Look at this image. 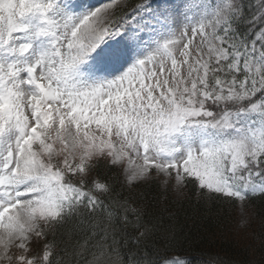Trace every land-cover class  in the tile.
Returning a JSON list of instances; mask_svg holds the SVG:
<instances>
[{"label":"snow or ice","instance_id":"1","mask_svg":"<svg viewBox=\"0 0 264 264\" xmlns=\"http://www.w3.org/2000/svg\"><path fill=\"white\" fill-rule=\"evenodd\" d=\"M100 159L264 198V0H0V264H190Z\"/></svg>","mask_w":264,"mask_h":264},{"label":"trees","instance_id":"2","mask_svg":"<svg viewBox=\"0 0 264 264\" xmlns=\"http://www.w3.org/2000/svg\"><path fill=\"white\" fill-rule=\"evenodd\" d=\"M95 164L92 170L97 181L114 185L129 206L155 226L157 236L175 241L169 256L187 259L190 264H264V198L249 199L256 219L254 238L251 244L241 245L242 240H237L229 227L231 220H235V201L206 198L191 183L186 185L187 193L182 200L162 191L154 180L129 188L117 169L103 160Z\"/></svg>","mask_w":264,"mask_h":264},{"label":"rangeland","instance_id":"3","mask_svg":"<svg viewBox=\"0 0 264 264\" xmlns=\"http://www.w3.org/2000/svg\"><path fill=\"white\" fill-rule=\"evenodd\" d=\"M106 0H88V3L96 6H100L104 4ZM197 18H199L197 14ZM128 65H125V68H127ZM123 71V69L121 70ZM103 160L104 163L108 164L107 160ZM96 163V161H94ZM142 160H134L135 165L142 164ZM117 169L122 178L124 179V183L131 188L134 184H144L148 183L151 180L156 181L160 189L164 192L169 191L173 195V197L176 200H182L186 196V185L185 184H177L175 181L174 176H168L163 172H157L155 169H152L146 179L140 180L133 182L131 184L128 183L127 177H128V164L125 161L124 163L120 164L119 166L114 167ZM89 180L96 181V176L94 175V171L91 170L89 176ZM232 200V199H231ZM236 203V210H235V220H231V223H229V227L232 230V232L235 234L237 237L236 239L240 241L241 245H248L251 244V239L254 238V232H255V226H256V219L254 217V208L253 206L247 201H236L233 200ZM231 201V202H233ZM234 204V203H233ZM177 259V258H176ZM234 264H243L241 262H236Z\"/></svg>","mask_w":264,"mask_h":264}]
</instances>
